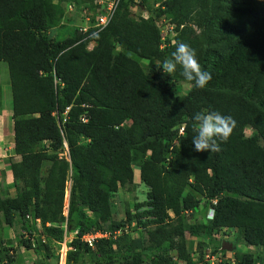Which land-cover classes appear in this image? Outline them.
<instances>
[{
  "label": "trees",
  "instance_id": "obj_1",
  "mask_svg": "<svg viewBox=\"0 0 264 264\" xmlns=\"http://www.w3.org/2000/svg\"><path fill=\"white\" fill-rule=\"evenodd\" d=\"M157 1L140 6L153 12ZM69 3L79 7L81 1L0 0V63L9 67L14 149L20 156L11 163L16 195L0 190V218L59 243L78 230L68 243L66 264H82L86 256L93 264H138L144 253L171 264L170 249L194 264L186 234L220 246L214 234L223 229L238 231L245 246L264 248V0L163 2L166 9L158 16L171 17L176 40L195 49L212 74L204 89L186 81L179 66L174 74L163 73L175 43L169 38L161 47V29L152 18L133 16L134 0H121L101 31L76 29L56 38L52 30L61 27ZM192 20L199 35L189 27ZM181 80L191 88L178 95ZM205 111L236 121L217 152H197L192 144V117ZM66 144L68 157L61 155ZM136 161L148 201L115 223L112 194L134 184ZM212 206L215 217L208 219ZM133 218L151 227L147 239L123 244L122 238H102L96 249L81 240L94 229L129 226ZM21 242L33 246L24 235ZM1 254L0 248V259ZM238 255L240 264L256 260L250 250Z\"/></svg>",
  "mask_w": 264,
  "mask_h": 264
},
{
  "label": "rangeland",
  "instance_id": "obj_2",
  "mask_svg": "<svg viewBox=\"0 0 264 264\" xmlns=\"http://www.w3.org/2000/svg\"><path fill=\"white\" fill-rule=\"evenodd\" d=\"M81 4L77 7V10L74 11L66 6V16L63 19V23L61 27L52 30V34L56 38H63L69 35L71 32L76 29L79 30L80 26L88 25L89 23L86 20L87 14L82 12L83 8L86 5L91 3L90 0H80ZM133 16L140 18L144 17L146 19L152 18L155 20L156 25L164 31L165 38L173 39L172 43L176 42V37L179 35L178 31H174L171 35V32L167 30L165 27L166 22L171 18L165 17V21H162V17H158L159 9L155 8L153 12H149L144 6L134 5L132 7ZM156 17V19H155ZM193 27L195 34H200L201 30L198 26L195 25L193 20L190 22ZM195 25V26H193ZM70 28L69 31L67 28ZM93 44L90 45V48ZM164 48V47H163ZM167 58V57H166ZM142 64L144 67L149 66V62L147 60H142ZM191 88V84L185 81L177 82L176 93L178 95H183L188 92ZM7 111L5 115L0 116V190L3 195H14L17 190L13 183V175L11 171V163L13 161H17L20 159L15 153V138H14V127H13V97L10 83V73L8 63L2 61L0 63V113ZM251 129L247 130L248 134H251ZM62 156H69L68 145L64 152L61 153ZM139 161L135 162V181L134 184L129 187H123L118 192L112 194V203L114 207L115 213V223L120 222L125 218L126 211H130L132 215H134L138 209L136 205L138 203H147L148 197L147 192L149 187L143 183L140 178V170L138 168ZM51 162L47 161L43 166V174L47 173L48 167ZM70 190H71V182H68V187L66 190V207L69 211V203H70ZM10 195V196H11ZM147 208V207H146ZM143 209V208H142ZM141 211V210H140ZM89 215H92L90 211H88ZM146 220V219H145ZM143 220V221H145ZM2 228H6L8 233L0 230V238L1 237H10V239H2L0 241V248L2 249L0 264H66V257L69 247L66 245L68 241H71L75 234L68 233L64 241L59 243L56 241L48 240L46 236H39L38 232H34V234H30L27 230L23 229L20 223H17L14 226H9L5 223L4 219L0 218ZM31 219V223H32ZM37 224V221H36ZM38 231L42 229L41 225L37 224ZM128 228V232H124L121 234L113 233L115 230H111L112 235L111 239L116 240L117 238H122L120 241L124 244L128 241L139 240V239H147V231L150 226L144 227L140 224H137V219L133 218L132 224L125 226ZM226 231V230H225ZM224 230L219 232L218 239H223L222 247H215L216 244L210 242V240L205 239L203 237H196L189 233L186 234V242L189 249L193 252V257L195 259L194 264H216L215 259H219L217 264H240L239 260L242 259L241 255H238V259L236 258V252L245 251L247 247L244 243L240 242V233L236 230H230L225 232ZM8 234V235H7ZM25 238H33L32 243H36V246H32V248H27L21 242V236ZM13 236V237H12ZM40 241L43 240L44 244H41ZM8 242H7V241ZM65 241H67L65 243ZM227 242V244L225 243ZM233 242L235 247L232 250V245L230 243ZM5 243H8L5 245ZM10 245V246H9ZM47 245V246H46ZM114 248H117V244L114 243ZM13 252V256L8 257L7 252ZM252 252L255 253L256 260L251 264H264L261 262L259 255L264 256V248L253 247L251 249ZM242 253V252H241ZM4 255V258L2 257ZM12 255V254H10ZM169 257L172 258L171 264H187L185 261L180 259L177 255V250L170 249L168 253ZM214 256L215 258H213ZM82 264H93L89 259V256H86L85 261ZM138 264H161L158 259L151 255L150 253H144L139 256Z\"/></svg>",
  "mask_w": 264,
  "mask_h": 264
},
{
  "label": "clouds",
  "instance_id": "obj_3",
  "mask_svg": "<svg viewBox=\"0 0 264 264\" xmlns=\"http://www.w3.org/2000/svg\"><path fill=\"white\" fill-rule=\"evenodd\" d=\"M142 1H141V3H142ZM164 1H167V0H159V1H157V3L161 2L163 5ZM141 3H139V5ZM69 4H73V3H69ZM69 4H67V7ZM135 5H138V4H135ZM164 7L166 9V6H164ZM154 8H156V6H154ZM157 9H161V8H157ZM76 10H77V6H76ZM162 10H164V9H162ZM166 15H167V13H166ZM170 20L172 23H174L176 25V23L173 22L171 18H170ZM176 27H177V25H176ZM175 30H176V28H175ZM79 31H81L80 28H79ZM161 32H162V30H161ZM171 40L173 41V39H171ZM162 41H163V39H162ZM174 43H175V50L171 52L169 57H167L163 60L160 69H162L164 74L171 75V74L176 73L177 67L179 66V68L181 69L180 75L186 81L194 83V86L196 88L204 89L207 86V84L212 80V74L209 71H206L202 68L201 64L199 63V61L197 59L196 50L193 49L189 44H187L183 41H176ZM163 44H164V41L162 43V46H163ZM192 119L194 121V132H195V135L192 138V144L194 145V150L197 152L212 153V152L219 151L218 141L226 142L229 139L230 135L232 134L234 128L236 127V121L232 116L224 115L218 111L196 112L193 115ZM180 127H183V133H184L185 123H182L178 126L179 134H183L180 132ZM214 200H217V203H218V199H214ZM214 200H212V203ZM216 204L213 203L214 206ZM214 206H212L209 209V212L207 213L208 219H213L215 217V214L213 217H210V210L215 209ZM65 209H66V201H65L64 212H65ZM215 213H216V209H215ZM68 214H69V211H68ZM170 215L172 217L175 216L173 211H170ZM41 224H42V221H41ZM48 225H50V223H48ZM41 227H42V225H41ZM63 227L67 231V225L64 224ZM223 230L225 231V229H223ZM228 231H230V230H226L225 232H228ZM73 232H71V235ZM218 236H219V233L214 234V238L216 239V241L217 242L219 241L221 244H220V246H215V247L221 248L223 239H218ZM68 243H67V246H68ZM225 243L227 244V242H225ZM230 245H232V250L234 248H236L235 244L233 242H231ZM250 246H253V245H250ZM247 250L251 251V249H248V248H247ZM8 254H9V256H11L10 252Z\"/></svg>",
  "mask_w": 264,
  "mask_h": 264
},
{
  "label": "built area",
  "instance_id": "obj_4",
  "mask_svg": "<svg viewBox=\"0 0 264 264\" xmlns=\"http://www.w3.org/2000/svg\"><path fill=\"white\" fill-rule=\"evenodd\" d=\"M120 1L121 0H93V1H91V3L89 5H86V7L83 8V10H82V12L87 14V16L85 18L89 24L88 25H82L80 27V30L82 32H89L92 30L93 33L103 30L112 21L114 15L116 13V10L120 4ZM141 1L142 0H134L135 4H139V3H141ZM155 6H156V8L165 9V7L162 5L161 2L156 3ZM68 8H69V10L73 9L74 11H76V6L74 4H69ZM159 17H162V21H165V17H169V16L166 14H163ZM165 27H167V30L170 31L171 35H172L175 31L176 25L174 23H172L171 20L169 19L166 22ZM166 38H165L164 31H162V39L164 41V44L162 47L166 46V43H165ZM180 132L183 133V127H180ZM213 203L216 204L217 200H214ZM67 210L68 209L66 207L65 212H64V214L66 216L68 215ZM214 214H215V209H211L210 210V217H213ZM37 223L39 225H42L40 219H37ZM112 232L113 231H109V230H102V229L96 230V229H94V230L90 231L89 233L84 234L81 237V240L84 243H86L87 245H89L91 248L96 249L98 240L102 239V238H111ZM124 232H128V228L125 226L118 228L113 233L121 234ZM73 233L75 234V236H77L79 231L75 230ZM112 237H113V235H112ZM31 239L33 240V238H31ZM66 242L67 241H65V243ZM67 243H66V245H67ZM33 246H36V243L33 242ZM10 254H12L11 255V257H12L13 252L10 251ZM212 257L215 258L214 256H212ZM215 260H216V264H217V262H219V259H215ZM210 264H214V263H210Z\"/></svg>",
  "mask_w": 264,
  "mask_h": 264
},
{
  "label": "crops",
  "instance_id": "obj_5",
  "mask_svg": "<svg viewBox=\"0 0 264 264\" xmlns=\"http://www.w3.org/2000/svg\"><path fill=\"white\" fill-rule=\"evenodd\" d=\"M56 1H57V0H56ZM6 112H7V111H4V112L0 113V116L5 115ZM10 195H11V194H10ZM15 195H16V194L11 195V196H15ZM0 230H1V231H5V232L8 233V230H7L6 228H2V226H1V222H0ZM8 234H9V233H8ZM8 234H7V235H8ZM12 237H13V236H12ZM3 238H5V237H1V238H0V241H2ZM10 238H11V236H10V237H6L5 239H10ZM6 241H7V240H6ZM7 242H8V241H7ZM6 244H8V243H5V245H6ZM9 246H10V245H9ZM253 247H254V246H249V247L247 246L248 249H252ZM47 264H48V263H47Z\"/></svg>",
  "mask_w": 264,
  "mask_h": 264
}]
</instances>
